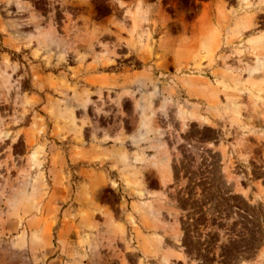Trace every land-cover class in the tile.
<instances>
[{"label":"rangeland","instance_id":"obj_1","mask_svg":"<svg viewBox=\"0 0 264 264\" xmlns=\"http://www.w3.org/2000/svg\"><path fill=\"white\" fill-rule=\"evenodd\" d=\"M0 264H264V0H0Z\"/></svg>","mask_w":264,"mask_h":264}]
</instances>
